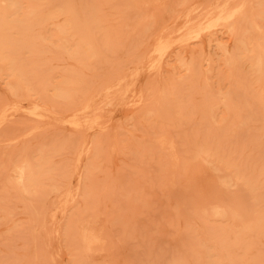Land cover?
Here are the masks:
<instances>
[{
	"label": "rangeland",
	"instance_id": "rangeland-1",
	"mask_svg": "<svg viewBox=\"0 0 264 264\" xmlns=\"http://www.w3.org/2000/svg\"><path fill=\"white\" fill-rule=\"evenodd\" d=\"M261 19L264 0H0V264H264Z\"/></svg>",
	"mask_w": 264,
	"mask_h": 264
},
{
	"label": "bare ground",
	"instance_id": "bare-ground-1",
	"mask_svg": "<svg viewBox=\"0 0 264 264\" xmlns=\"http://www.w3.org/2000/svg\"><path fill=\"white\" fill-rule=\"evenodd\" d=\"M15 5H16V4H15ZM10 7H11V6H10ZM11 8H12V7H11ZM14 9H15V8H14ZM221 9H223V8H221ZM174 10H175V9H174ZM235 10H236V9H235ZM235 10H234V11H235ZM221 11H222V10H221ZM238 11H239V10H238ZM251 11H252V10H251ZM251 11H250V12H251ZM211 12H212V11H211ZM232 12H233V11H232ZM262 13H263V12H262ZM162 15H163V14H162ZM228 15H229V13H228ZM228 15H227V16H228ZM249 15H250V14H249ZM249 15H248V16H249ZM227 16H226V18H227ZM254 16H255V14H254ZM258 16H259V15H258ZM218 17H221V15L218 14ZM229 17H230V16H229ZM261 17H262V16H261ZM186 18H187V17H186ZM254 18H255V17H254ZM216 19H217V17H216ZM227 19H228V18H227ZM198 20H199V19H198ZM221 20H222V19H221ZM221 20H220V21H221ZM250 20H251V19H250ZM261 20H264V19H261ZM213 21H214V20H213ZM218 21H219V20H218ZM243 21H244V20H243ZM247 21H248V20H247ZM258 21H259V20H258ZM215 22H216V21H215ZM10 23H11V22H10ZM19 23H20V22H19ZM217 23H218V22H217ZM239 23H240V22H239ZM259 23H260V22H259ZM221 24H222V23H221ZM245 24H246V23H245ZM198 25H199V24H197V26H198ZM213 25H214V24H213ZM217 25H218V24H217ZM217 25H216V26H217ZM255 25H256V24H255ZM4 26H5V25H4ZM251 26H252V25H251ZM185 27H186V26H185ZM188 27H189V26H188ZM199 27H200V26H199ZM256 27H257V26H256ZM213 28H214V27H213ZM257 28H258V27H257ZM257 28H256V29H257ZM262 28H263V27H262ZM207 29H208V28H207ZM211 29H212V28H211ZM230 29H231V28H230ZM184 30H185V29H184ZM197 30H198V29H197ZM199 30H200V29H199ZM262 30H263V29H262ZM262 30L260 29V31H262ZM204 31H205V30H203V32H204ZM207 31H208V30H207ZM258 31H259V30H258ZM260 31H259V32H260ZM263 32H264V31H263ZM248 34H249V33H248ZM258 34H259V33H258ZM262 34H263V33H261L260 35H262ZM193 35H194V34H193ZM193 35H192V36H193ZM256 35H257V34H256ZM198 36H199V35H198ZM245 36H247V35H245ZM263 36H264V35H263ZM194 38H195V37H194ZM194 38H193V40H195ZM181 39H182V38H181ZM187 39H188V38H187ZM191 39H192V38H191ZM245 39H246V38H245ZM63 40H64V39H63ZM158 40H159V39H158ZM185 40H186V39H185ZM259 40H260V39H259ZM263 40H264V37H263ZM240 41H241V40H240ZM247 41H248V40H247ZM255 41H256V40H255ZM261 41H262V40H261ZM175 42H176V41H175ZM236 42H237V41H236ZM160 43H161V42H159V44H160ZM165 43H166V42H165ZM173 43H174V42H173ZM177 43H178V41H177ZM181 43H182V42H181ZM181 43H180V45H181ZM183 43H184V42H183ZM187 43H188V42H187ZM241 44H242V41H241ZM252 45H253V44H252ZM159 46H160V45H159ZM163 46H164V44H163V45L161 44V47H163ZM171 46H172V45H171ZM234 46H235V45H234ZM163 48H164V47H163ZM159 49H161V48H157V50H159ZM258 50H259V49H258ZM161 51H162V49H161ZM158 52H160V50H159ZM237 52H238V51H237ZM245 52H246V51H245ZM164 53H165V52H164ZM228 54H229V53H227V55H228ZM230 54H231V53H230ZM258 54H259V53H258ZM258 54L256 53V55H258ZM4 55H5V54H4ZM109 56H110V55H109ZM159 56H160V55H159ZM248 56H249V55H248ZM224 57H225V56H224ZM224 57H223V60H224ZM244 57H245V55H244ZM0 59H1V58H0ZM160 59H161V57H160ZM180 59H181V58H180ZM229 59H230V58H229ZM242 59H243V58H242ZM250 59H252V58H250ZM121 65H122V64H121ZM153 65H154V64H153ZM116 66H117V65H116ZM249 66H250V65H249ZM105 67H106V66H105ZM235 67H236V66H235ZM237 67H238V66H237ZM182 68H183V67H182ZM182 68H181V69H182ZM233 68H234V67H233ZM108 69H109V68H108ZM115 69H116V68H115ZM258 69H259V68H258ZM10 70H11V69H10ZM230 70H231V69H230ZM104 71H105V70H104ZM236 71H237V70H236ZM236 71H235V72H236ZM207 72H208V71H207ZM186 73H187V72H186ZM229 74H230V73H229ZM262 74H263V72H262ZM118 77H119V76H118ZM118 84H119V83H118ZM8 89H9V88H8ZM106 91H108V90H106ZM108 92H109V91H108ZM107 95H108V94H107ZM228 95H230V93H229ZM221 96H222V95H221ZM104 100H105V99H104ZM227 100H229V99H227ZM225 101H226V99H225ZM88 102H89V101H88ZM214 104H215V103H214ZM221 104H222V103H221ZM206 105H207V104H206ZM218 105H219V104H218ZM223 105H224V104H223ZM95 106H96V105H95ZM207 106H208V105H207ZM89 109H90V108H89ZM208 109H209V108H208ZM34 111H35V110H34ZM204 112H205V111H204ZM226 112H227V111H226ZM240 112H241V111H240ZM208 113H209V112H208ZM28 114H30V113H28ZM32 115H33V114H32ZM236 117H237V116H236ZM212 122H213V121H212ZM236 122H237V121H236ZM213 123H214V122H213ZM214 124H215V123H214ZM77 126H78V125H77ZM75 128H76V127H75ZM78 128H79V127H78ZM230 129H231V127H230ZM80 131H81V130H80ZM216 134H217V133H216ZM218 134H219V133H218ZM160 138H161V137H160ZM149 139H150V138H149ZM167 139H168V138H167ZM160 140H162V139H160ZM164 140H166V139H163V142H164ZM158 141H159V140H158ZM153 142H154V141H153ZM155 142H156V141H155ZM163 142H162V143H163ZM165 142H166V141H165ZM167 142H168V141H167ZM167 142H166V143H167ZM158 143L161 144V142H158ZM158 143H157V144H158ZM164 144H165V143H164ZM164 144H162L161 146L163 147ZM168 144H170V143H167V145H168ZM158 145H159V144H158ZM167 145H164V146H167ZM170 145H171V144H170ZM170 145H169V146H170ZM159 146H160V145H159ZM171 146H172V145H171ZM174 146H175V145H174ZM174 146H173V147H174ZM160 148H161V147H160ZM166 148H167V147H165V149H166ZM168 148H169V147H168ZM170 148H171V147H170ZM170 148H169V151L172 153V151H171L172 148H171V150H170ZM162 150H163V148H162ZM198 150H199V149H198ZM167 151H168V150H167ZM205 151H206V150H205ZM170 152H168V153H170ZM198 152H199V151H198ZM174 153H175V152H174V149H173V154H174ZM173 154H172V156H173ZM202 154H203V153H202ZM41 155H42V154H41ZM169 155H170V154H169ZM169 155H168V156H169ZM174 155H175V154H174ZM175 156H176V155H175ZM203 156H205V155H203ZM169 157H170V156H169ZM170 158H171V157H170ZM174 158H175V157H173V160H174L175 163H176L177 160H175ZM203 158H205V157H203ZM209 158H210V156H209ZM226 158H227V157H226ZM178 160H179V159H178ZM169 161H170V160H169ZM39 162H40V160H39ZM173 163H174V162H173ZM173 163H172V166H173ZM170 164H171V163H170ZM177 164H178V163H177ZM177 164H176V165H177ZM196 164H198V163L196 162ZM176 165H175V166H176ZM175 166H174V167H175ZM189 166H190V165H189ZM174 167H173V168H174ZM206 167H207V166H206ZM171 168H172V167H171ZM192 168H193V167H192ZM195 168H198V167L196 166ZM198 169H199V168H198ZM198 169H196V171H198ZM203 169H204V168H203ZM192 170H193V169H192ZM194 170H195V169H194ZM194 170H193V171H194ZM188 171L190 172V170H188ZM189 172H188V173H189ZM199 173H200V172H199ZM191 174H192V171H191ZM194 174H195V172H194ZM187 175H190V174H187ZM187 175H186V176H187ZM194 176H195V175H194ZM194 176H192V178H193ZM197 176H198V175H197ZM187 177H188V176H187ZM194 178H195V180H194ZM194 178H193L192 180H194V181H198V179H196V176H195ZM188 179H191V178L188 177ZM188 179H186V182H187ZM200 179H201V178H200ZM207 179H208V178H207ZM207 179H206V180H207ZM210 179H211V178H210ZM192 180H191V181H192ZM236 180H237V179H236ZM239 180H240V179H239ZM19 181H20V180H19ZM212 181H213V180H212ZM249 181H250V180H249ZM173 182H174V181H173ZM183 182H184V181H183ZM188 182H189V181H188ZM192 182H193V181H192ZM198 182H199V181H198ZM206 183H207V181H206ZM206 183H205V184H206ZM172 184H173V183H172ZM181 184H182V182H181ZM170 185H171V184H170ZM188 185H189V184H188ZM191 185H192V183H191ZM193 185H195V184H193ZM210 185H211V184H210ZM189 186H190V185H189ZM198 186H199V185H198ZM169 187H170V186H169ZM172 187L175 188V187H177V186H174V185H173V186H171V188H172ZM192 187H193V186H192ZM189 188H190V187H189ZM205 188H206V186H205ZM205 188H204V189H205ZM207 188H208V187H207ZM169 189H170V188H169ZM191 189H192V188H191ZM197 189H198V188H197ZM199 189H200V188H199ZM199 189H198V190H199ZM210 189H211V187H210ZM210 189H209V192H210ZM170 190H172V189H170ZM176 190H177V189H176ZM189 190H190V189H189ZM194 190H195V189H194ZM205 190H206V189H205ZM101 191H102V190H101ZM212 191H213V190H212ZM200 192H202V191H200ZM200 192H199V193H200ZM209 192H207V193H209ZM194 193H195V191H194ZM205 194H206V193H205ZM68 195H69V194H68ZM195 195H196V194H195ZM200 195H201V193H200ZM206 195H207V194H206ZM201 196H202V195H201ZM201 196H200V197H201ZM204 196H205V195H204ZM205 197H206V196H205ZM68 198H69V197H68ZM203 199H204V198H203ZM67 200H68V199H67ZM97 200H98V199H97ZM191 200H192V199H191ZM207 200H210V199L208 198V199H206V201H207ZM200 202H201V201H200ZM62 203H64V202H62ZM216 204H217V203H216ZM179 206H180V205H179ZM60 207H61V206H60ZM243 210H244V209H243ZM106 211H107V210H106ZM218 211H219V210H218ZM215 214H216V213H215ZM242 214H243V213H242ZM217 215H218V214H217ZM222 216H223V215H222ZM83 218H84V217H83ZM91 218H92V217H91ZM91 218H90V219H91ZM90 219H89V220H90ZM94 220H95V219H94ZM79 221H80V220H79ZM72 222H73V221H72ZM80 222H82V220H81ZM83 222H84V220H83ZM87 222H88V221H87ZM89 222H90V221H89ZM89 222H88V223H89ZM95 222H96V221H94V223H95ZM74 223H75V222H74ZM88 223H87V224H88ZM94 223H92V224H94ZM78 224H79V223H78ZM87 224H86V225H87ZM92 224L90 223V225L88 224V226H89V227H90V226L92 227ZM94 225H95V224H94ZM94 225H93L92 228H94ZM74 226H75V225H74ZM76 226H77V224H76ZM76 226H75V227H76ZM82 226H83V225H82ZM88 226H85V227L88 228ZM77 227H80V225H78ZM77 227H76V228H77ZM91 227H90V229H89V230H90V233L92 232V230H94V229H91ZM246 227H247V226H246ZM80 228L82 229V227H80ZM80 228H78V229H80ZM96 228H97V227H96ZM96 228H95V229H96ZM100 228H101V227H100ZM234 228H235V227H234ZM81 229H80V230H81ZM97 229H98V228H97ZM246 229H247V228H246ZM84 230L86 231L85 233L87 234V236L89 237L90 240H88L87 237H86V234L83 233V234H85V238L87 239V243L84 242V243H86V245H85L84 243H82V244H84L85 246H87V244H88V246L90 247L91 244H92V245L94 244V243H91V242H92V241H91V238H92V237H90V235H89V234H90V233H89V230H88V232H87V229H86V228H84ZM84 230H83V231H84ZM98 230H99V229H98ZM230 230H232V229H230ZM67 231H68V230H67ZM71 231H72V230H71ZM78 231H79V230H78ZM95 231H97V230H95ZM248 231H249V230H248ZM81 232H82V230H81ZM100 232H101V231H100ZM75 233H76V232H75ZM94 233H95V232H94ZM236 233H238V231H237ZM246 233H247V232H246ZM78 234H79V235L81 234L80 231H79ZM91 234H92V233H91ZM96 234L99 235V233H96ZM244 234H245V233H244ZM72 235H73V234H72ZM92 235L95 236V234H92ZM98 235L95 236V239H96V240H94V238H92V240L95 242V245L97 244L96 241H97L98 239H101V241H99L100 243L103 242L101 236H100V235L98 236ZM82 236H83V235H82ZM82 236H79V237L81 238ZM94 236H93V237H94ZM77 237H78V236H77ZM79 237H78V238H79ZM96 237H97V238H96ZM98 237H99V238H98ZM236 237H237V236H236ZM239 237H240V236H239ZM85 238H84V236H83V240H84ZM81 239H82V238H81ZM83 240H82V242H83ZM88 241H91V242L88 243ZM105 242H106V241H105ZM90 243H91V244H90ZM89 244H90V245H89ZM95 245H94V246H91L92 250H96V248H97L96 246H98V245H96V246H95ZM99 245H100V246H98L97 250H100V247H103V246H102V243L99 244ZM89 247H87V249H88ZM93 247H96V248L93 249ZM108 247H109V246H108ZM91 248L88 249V250H91ZM101 249H102V248H101ZM84 250H85V249H84ZM106 251H107V250H106ZM220 251H221V250H220ZM86 252H87V251H86ZM88 252H89V251H88ZM88 252H87V253H88ZM205 253H206V252H205ZM39 254H40V253H39ZM209 256H210V255H209ZM71 257H72V256H71ZM108 261H109V260H108ZM106 264H107V263H106Z\"/></svg>",
	"mask_w": 264,
	"mask_h": 264
}]
</instances>
